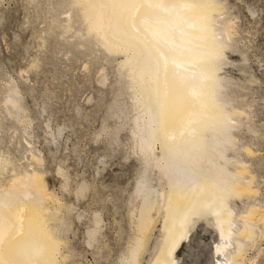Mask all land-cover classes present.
Listing matches in <instances>:
<instances>
[{
	"label": "rangeland",
	"instance_id": "374dc122",
	"mask_svg": "<svg viewBox=\"0 0 264 264\" xmlns=\"http://www.w3.org/2000/svg\"><path fill=\"white\" fill-rule=\"evenodd\" d=\"M217 1L224 9L222 20L213 14L221 25L214 22L213 34L229 43L219 75L227 81L224 98L236 113L235 150L227 153L234 157L239 181L252 192L228 200L229 227L197 226L174 252L162 249L167 231L159 218L141 264H264V0ZM66 2L0 0V160L11 163L0 170V179L11 165L41 167L43 184L53 195L43 204L50 211L62 204L55 213L63 218L56 234L59 264H122L135 234L140 198L133 193L143 170L131 141L133 100L127 79L117 71L124 55L79 38L87 23L81 24V13ZM67 23L70 31L60 32ZM10 89L17 91L20 110L2 102ZM247 215L252 240L241 233ZM95 219L99 231L91 238ZM237 241L243 243L241 253Z\"/></svg>",
	"mask_w": 264,
	"mask_h": 264
},
{
	"label": "bare ground",
	"instance_id": "6f19581e",
	"mask_svg": "<svg viewBox=\"0 0 264 264\" xmlns=\"http://www.w3.org/2000/svg\"><path fill=\"white\" fill-rule=\"evenodd\" d=\"M66 3L81 13V24L87 23L86 33L77 35L79 38L100 42L109 54L124 55L117 71L127 79L133 100L136 114L130 126L131 141L143 170L133 193L140 198L135 234L122 264H141L159 218L162 230L167 231L163 234L165 253L174 252L180 239L189 238L197 226L203 230L213 225L229 227L233 212L228 200L247 196L252 189L239 181L234 157L227 153L235 150L236 113L232 102L224 98L227 81L219 70L229 43L223 35L213 34L223 5L217 0ZM61 26L60 32L66 34L72 28L70 23ZM19 99L17 91L10 89L2 102L20 110ZM9 163L0 160V170ZM10 168L8 176L0 179V264H59L56 234L63 218H55V213L62 204L52 211L43 204L53 195L43 184L41 167L42 172L33 166ZM153 170L155 185L150 177ZM220 211H224L223 224L218 221ZM254 213L252 210L250 215ZM249 216L241 220L245 240L254 238ZM97 221L88 231L91 238L99 231ZM242 246L237 241V252Z\"/></svg>",
	"mask_w": 264,
	"mask_h": 264
}]
</instances>
